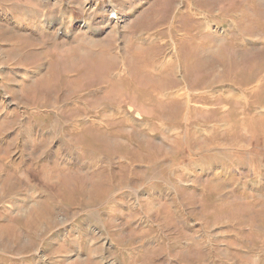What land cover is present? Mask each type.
Masks as SVG:
<instances>
[{
	"label": "rangeland",
	"instance_id": "rangeland-1",
	"mask_svg": "<svg viewBox=\"0 0 264 264\" xmlns=\"http://www.w3.org/2000/svg\"><path fill=\"white\" fill-rule=\"evenodd\" d=\"M0 264H264V0H0Z\"/></svg>",
	"mask_w": 264,
	"mask_h": 264
}]
</instances>
